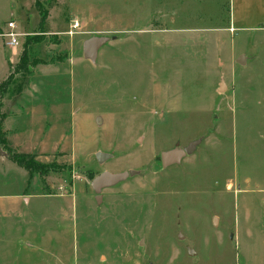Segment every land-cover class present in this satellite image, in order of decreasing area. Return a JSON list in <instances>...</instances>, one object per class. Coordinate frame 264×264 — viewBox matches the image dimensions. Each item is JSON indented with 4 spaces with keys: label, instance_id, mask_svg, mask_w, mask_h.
Here are the masks:
<instances>
[{
    "label": "rangeland",
    "instance_id": "obj_1",
    "mask_svg": "<svg viewBox=\"0 0 264 264\" xmlns=\"http://www.w3.org/2000/svg\"><path fill=\"white\" fill-rule=\"evenodd\" d=\"M39 1L43 29L36 0H0L21 33L0 82L27 39L42 61L2 125L58 170L0 163V264H264V0ZM91 36L115 37L94 62ZM131 169L96 201V175Z\"/></svg>",
    "mask_w": 264,
    "mask_h": 264
},
{
    "label": "trees",
    "instance_id": "obj_2",
    "mask_svg": "<svg viewBox=\"0 0 264 264\" xmlns=\"http://www.w3.org/2000/svg\"><path fill=\"white\" fill-rule=\"evenodd\" d=\"M36 4L40 7L41 20L39 23V29H43L44 18L47 15L46 8L43 7L39 0H36ZM41 42L39 38H30L25 41V49L23 50L22 56H20L18 63L15 66L18 74L21 75L20 78H7L0 82V148L5 152V157L13 162L17 167L24 169L29 175L31 173L42 174L51 169L58 170L57 165L47 167L45 164L40 163L35 160L33 154L20 153L13 150L8 144V138L6 136V131L3 130L2 122L6 116V113L2 110L3 99L8 96L18 94L23 85V80L30 74L31 66L42 62L38 58H35L34 45ZM37 46V45H36ZM32 55V56H31ZM56 167V168H55Z\"/></svg>",
    "mask_w": 264,
    "mask_h": 264
},
{
    "label": "water",
    "instance_id": "obj_3",
    "mask_svg": "<svg viewBox=\"0 0 264 264\" xmlns=\"http://www.w3.org/2000/svg\"><path fill=\"white\" fill-rule=\"evenodd\" d=\"M115 37H107V36H91L88 39L84 40L82 43V54L85 59H89L91 61H95L97 56L98 49L107 41L114 39ZM241 63V62H240ZM196 146V143H191L185 147H178L163 151L160 154V163L162 167H167L174 163H179L180 160L187 154H191ZM0 156H5V152L0 148ZM97 159L99 162L103 161V154L101 152L97 153ZM112 155H108L111 157ZM106 157V158H108ZM137 172L133 169L122 171V172H109L103 171L96 175L92 181L91 186L96 194L95 199L99 203L100 193L104 188L112 187L119 182L126 180L128 177L135 175Z\"/></svg>",
    "mask_w": 264,
    "mask_h": 264
},
{
    "label": "built area",
    "instance_id": "obj_4",
    "mask_svg": "<svg viewBox=\"0 0 264 264\" xmlns=\"http://www.w3.org/2000/svg\"><path fill=\"white\" fill-rule=\"evenodd\" d=\"M77 26V23L73 25L75 28ZM8 29L6 31H2L0 33L1 37H4L6 39V44L12 49H16L18 45V38L20 37L21 33L16 30V25L14 21H8L7 23Z\"/></svg>",
    "mask_w": 264,
    "mask_h": 264
},
{
    "label": "crops",
    "instance_id": "obj_5",
    "mask_svg": "<svg viewBox=\"0 0 264 264\" xmlns=\"http://www.w3.org/2000/svg\"><path fill=\"white\" fill-rule=\"evenodd\" d=\"M231 3H233L232 2V0H231ZM241 9H242V7H241ZM239 15H240V13H238ZM238 15V18L239 19H241V17ZM231 19H233L234 20V13L232 12L231 13ZM230 27V26H229ZM227 29H231V28H227ZM234 50V49H233ZM233 50L231 49L230 51H229V57H230V55L232 54V52H233ZM1 51H0V56H1ZM5 64V63H4ZM224 89V85L223 84H220V86H218L217 88H216V91H222ZM18 105L19 104H14V105H11V106H17L18 107ZM11 110H14V111H18V112H20V108H11ZM7 129H8V127H7ZM6 132L7 133H9L7 130H6ZM13 145V147L15 148V146H14V144H12ZM16 149V148H15ZM0 163H4V164H11L12 166H13V168H15V164L13 163V162H11L10 160H8L5 156H0ZM15 165V166H14ZM24 176V175H23ZM21 196V195H20Z\"/></svg>",
    "mask_w": 264,
    "mask_h": 264
}]
</instances>
